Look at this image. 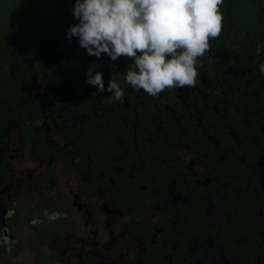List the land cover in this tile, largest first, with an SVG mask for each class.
Masks as SVG:
<instances>
[{"label": "flooded vegetation", "instance_id": "af4514ba", "mask_svg": "<svg viewBox=\"0 0 264 264\" xmlns=\"http://www.w3.org/2000/svg\"><path fill=\"white\" fill-rule=\"evenodd\" d=\"M74 3L0 24V264H264V0H224L196 85L155 97L69 41Z\"/></svg>", "mask_w": 264, "mask_h": 264}, {"label": "clouds", "instance_id": "9594fccd", "mask_svg": "<svg viewBox=\"0 0 264 264\" xmlns=\"http://www.w3.org/2000/svg\"><path fill=\"white\" fill-rule=\"evenodd\" d=\"M224 0H75L73 17L79 23L66 30L76 37L87 55L106 54L115 62L133 61L125 72V84L157 96L165 90L194 87L199 59L210 50V40L222 31ZM260 71L264 73V65ZM93 65L86 83L97 92L112 93L123 102L124 90L114 72L105 89L103 73Z\"/></svg>", "mask_w": 264, "mask_h": 264}, {"label": "trees", "instance_id": "16d2710c", "mask_svg": "<svg viewBox=\"0 0 264 264\" xmlns=\"http://www.w3.org/2000/svg\"><path fill=\"white\" fill-rule=\"evenodd\" d=\"M16 8V7H15ZM12 10V0H0V24L3 21L12 23L10 11Z\"/></svg>", "mask_w": 264, "mask_h": 264}]
</instances>
